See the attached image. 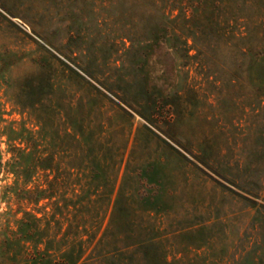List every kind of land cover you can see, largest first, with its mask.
I'll return each instance as SVG.
<instances>
[{
    "label": "rangeland",
    "instance_id": "rangeland-1",
    "mask_svg": "<svg viewBox=\"0 0 264 264\" xmlns=\"http://www.w3.org/2000/svg\"><path fill=\"white\" fill-rule=\"evenodd\" d=\"M0 264H264V0H0Z\"/></svg>",
    "mask_w": 264,
    "mask_h": 264
}]
</instances>
